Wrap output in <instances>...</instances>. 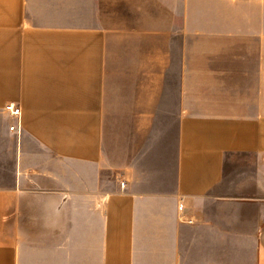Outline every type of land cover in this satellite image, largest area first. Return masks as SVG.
Masks as SVG:
<instances>
[{
  "label": "crops",
  "instance_id": "0c3cea01",
  "mask_svg": "<svg viewBox=\"0 0 264 264\" xmlns=\"http://www.w3.org/2000/svg\"><path fill=\"white\" fill-rule=\"evenodd\" d=\"M0 264H264V0H0Z\"/></svg>",
  "mask_w": 264,
  "mask_h": 264
},
{
  "label": "built area",
  "instance_id": "2783aa9c",
  "mask_svg": "<svg viewBox=\"0 0 264 264\" xmlns=\"http://www.w3.org/2000/svg\"><path fill=\"white\" fill-rule=\"evenodd\" d=\"M5 108H6V110H7L8 112H10L12 115H14V116H16V117H18V118L20 119L21 114H22V109H21L20 106L10 103V104L6 105ZM11 129H12V130H15V129L20 130L21 127H19V126H18V127L12 126ZM181 209H182V207H181Z\"/></svg>",
  "mask_w": 264,
  "mask_h": 264
}]
</instances>
